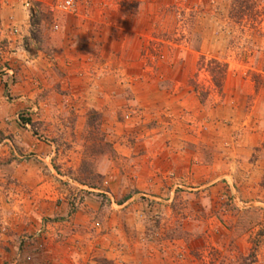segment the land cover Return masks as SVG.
Listing matches in <instances>:
<instances>
[{"label": "rangeland", "instance_id": "obj_1", "mask_svg": "<svg viewBox=\"0 0 264 264\" xmlns=\"http://www.w3.org/2000/svg\"><path fill=\"white\" fill-rule=\"evenodd\" d=\"M239 1L232 22L233 0H74L69 14L0 0V15L24 20L29 52L60 63L48 119L31 127L52 142L66 217L98 189L120 203L139 185L124 152L146 156L133 200L147 209L143 264H264V0ZM172 181L176 193L156 192ZM51 220L0 261L45 264L60 241Z\"/></svg>", "mask_w": 264, "mask_h": 264}, {"label": "crops", "instance_id": "obj_2", "mask_svg": "<svg viewBox=\"0 0 264 264\" xmlns=\"http://www.w3.org/2000/svg\"><path fill=\"white\" fill-rule=\"evenodd\" d=\"M19 20L17 15H0V45L4 49L0 58V259L6 258L8 246L12 249L9 256L22 255V251H15L19 238L25 237L21 235L33 234L40 227V219L50 217L60 241L48 245L45 264H100L102 259L106 264H143L147 259L143 212L147 209L133 200L147 190L140 183V178L148 175L146 156H136L130 149L124 152L132 164L125 179L132 183L137 177L139 185L133 191L126 188V197L120 203H102L98 193L103 190L98 189L66 217L67 205L61 201L66 191L55 185L53 191L52 187L54 176L61 177L60 168L52 164V142L37 138L31 127L35 120L45 124L48 119V101L55 87L52 76L60 63L44 52H29V29L24 20ZM12 27L19 34L12 33ZM96 172L108 173L103 167H97ZM169 173L174 181L179 177L173 170ZM174 181L156 192L173 195L178 188ZM56 197L58 200L51 203ZM74 243L76 248H72ZM31 262L26 264H35V260Z\"/></svg>", "mask_w": 264, "mask_h": 264}, {"label": "built area", "instance_id": "obj_3", "mask_svg": "<svg viewBox=\"0 0 264 264\" xmlns=\"http://www.w3.org/2000/svg\"><path fill=\"white\" fill-rule=\"evenodd\" d=\"M55 9L60 12V13H63V14H66V13H71L73 10H74V0H56V4H55ZM11 32L12 33H17L19 34V31L12 27L11 28ZM3 52H4V49L3 47L0 45V58L2 57L3 55ZM11 74V73H10ZM40 230V229H39ZM42 244H38V248L41 246ZM26 259H29V256L30 255H25Z\"/></svg>", "mask_w": 264, "mask_h": 264}, {"label": "trees", "instance_id": "obj_4", "mask_svg": "<svg viewBox=\"0 0 264 264\" xmlns=\"http://www.w3.org/2000/svg\"><path fill=\"white\" fill-rule=\"evenodd\" d=\"M245 8L244 7V4H243V1H239V0H233V2H232V5H231V9H230V11H231V13H230V16H229V18H230V20L233 22L234 21V19H238L239 20V15H240V12H242V10ZM237 13H238V16H237ZM261 12L259 11V14H260Z\"/></svg>", "mask_w": 264, "mask_h": 264}]
</instances>
